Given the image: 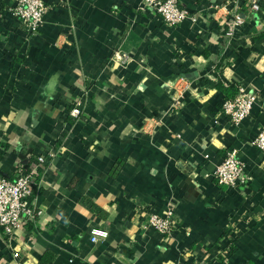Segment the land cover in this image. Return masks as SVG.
<instances>
[{
    "label": "crops",
    "instance_id": "crops-1",
    "mask_svg": "<svg viewBox=\"0 0 264 264\" xmlns=\"http://www.w3.org/2000/svg\"><path fill=\"white\" fill-rule=\"evenodd\" d=\"M143 1L48 0L29 37L0 0V176L46 156L31 197L43 216L0 231V264H264V0H184L193 17L175 26ZM237 8L248 17L229 35ZM240 85L258 97L236 125L221 107ZM231 148L237 188L214 175ZM170 210L165 238L149 214Z\"/></svg>",
    "mask_w": 264,
    "mask_h": 264
},
{
    "label": "built area",
    "instance_id": "built-area-1",
    "mask_svg": "<svg viewBox=\"0 0 264 264\" xmlns=\"http://www.w3.org/2000/svg\"><path fill=\"white\" fill-rule=\"evenodd\" d=\"M184 0H144L141 9L152 10L162 18L164 23L175 26L186 19L193 17L189 8L183 5ZM48 0H14V4L8 8L12 16L17 18L25 28L26 35H37L42 26L47 11ZM260 0H251L250 10L259 11ZM248 13L244 9H235L227 21V33L233 34L236 29L247 20ZM131 55L125 50L114 52L112 60L116 63L126 64ZM257 92L250 90L245 85H240L233 98L223 101L221 111L226 114L236 125H240L250 114L257 101ZM82 110L79 104L71 107L69 117L80 118ZM256 147L264 150V129L253 140ZM49 156L56 155L55 150H50ZM46 160L45 155L38 157L39 163L31 167L20 165L14 178L0 176V231L9 240H12L19 228L30 223L39 222L43 216V209L31 200L37 187L39 165ZM214 175L218 183L233 188L239 187L248 180L245 163L239 157L238 149L231 148L226 153L224 160L216 167ZM150 226L163 235L171 237L176 231L173 211L166 214L152 212L149 214ZM108 236L104 229L92 231V240L98 241Z\"/></svg>",
    "mask_w": 264,
    "mask_h": 264
},
{
    "label": "trees",
    "instance_id": "trees-1",
    "mask_svg": "<svg viewBox=\"0 0 264 264\" xmlns=\"http://www.w3.org/2000/svg\"><path fill=\"white\" fill-rule=\"evenodd\" d=\"M251 4V3H250ZM248 6H249V3H248ZM226 91H227V89H225ZM236 94H234V95H232V96H230V97H228L227 96V98H233L234 96H235ZM226 98V99H227ZM25 167V166H24ZM27 168V167H26ZM85 203H86V205L89 207V208H91V209H93V210H97L98 209V207H97V205L93 202V201H91V200H89V199H85V200H83Z\"/></svg>",
    "mask_w": 264,
    "mask_h": 264
}]
</instances>
